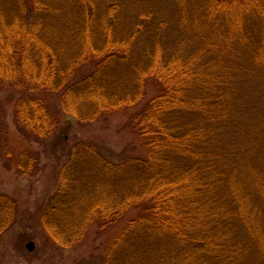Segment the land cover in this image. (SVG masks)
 I'll list each match as a JSON object with an SVG mask.
<instances>
[{"label":"trees","instance_id":"16d2710c","mask_svg":"<svg viewBox=\"0 0 264 264\" xmlns=\"http://www.w3.org/2000/svg\"><path fill=\"white\" fill-rule=\"evenodd\" d=\"M263 83L264 0H0V90L22 138L65 173L48 230L83 225L82 237L136 211L106 264L264 257V122L245 123ZM116 114L146 157L113 162L86 138ZM40 160L25 150L15 169L35 175ZM18 212L0 193V234Z\"/></svg>","mask_w":264,"mask_h":264},{"label":"rangeland","instance_id":"374dc122","mask_svg":"<svg viewBox=\"0 0 264 264\" xmlns=\"http://www.w3.org/2000/svg\"><path fill=\"white\" fill-rule=\"evenodd\" d=\"M242 15L244 14L239 13L233 17L240 20ZM256 87H251V90L256 91V96H262L264 83ZM152 94L150 89L149 95ZM15 101L14 93L5 89L0 90V193L15 199L19 211L17 223L0 234V264H106L117 229L133 218L136 211L129 212L122 223L113 230L100 231L99 223L96 221L82 237L80 234L83 225L75 229V233L71 226L65 231L53 232L56 231L55 228L49 231L46 226L49 217L46 215L51 213L44 212L47 204L57 194L63 164L58 163V156H53L52 151L46 153L41 145L30 144L22 138L14 123ZM250 113L245 121L249 126L254 127L264 122V105L253 108ZM127 120L126 115L116 114L108 121L90 126L85 136L92 139L99 151L113 162H120L133 156L146 157L144 140L123 131V125ZM74 122L77 124L75 120ZM29 149L41 155L38 173L31 176L27 175L26 171L19 173L15 169L16 159L20 153ZM234 152L235 150L230 160H233L236 154ZM256 155L257 164L262 165L264 170L263 140L256 144ZM243 160L241 158L242 163ZM28 164L31 165L30 161ZM49 220L53 223V217ZM31 242L35 245L33 251L27 249ZM257 252L259 248L254 253ZM246 263L264 264V257L252 254L246 257Z\"/></svg>","mask_w":264,"mask_h":264},{"label":"water","instance_id":"95a60500","mask_svg":"<svg viewBox=\"0 0 264 264\" xmlns=\"http://www.w3.org/2000/svg\"><path fill=\"white\" fill-rule=\"evenodd\" d=\"M27 248L30 250V251H33L34 248H35V245L33 243H29Z\"/></svg>","mask_w":264,"mask_h":264}]
</instances>
